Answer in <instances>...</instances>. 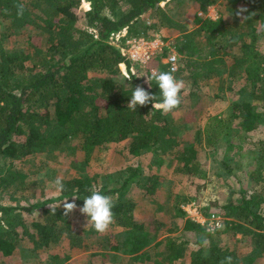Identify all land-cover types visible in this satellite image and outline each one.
<instances>
[{
	"label": "trees",
	"instance_id": "obj_1",
	"mask_svg": "<svg viewBox=\"0 0 264 264\" xmlns=\"http://www.w3.org/2000/svg\"><path fill=\"white\" fill-rule=\"evenodd\" d=\"M87 1L89 10L82 7L83 0H0V14L10 21L0 32V212L6 222H0V264H6L21 247L47 249L59 225L70 230L73 212L65 217L62 202L74 200L79 210L93 186L111 196L114 203V222L105 232V247L109 243L110 249L119 250V233L130 232L136 237L128 252L138 253L150 239L163 236L154 246L164 245L167 252L165 257L159 252L150 256L152 264H174L186 252L172 234L173 225L160 220L159 214L170 215L171 220L177 216L185 219L181 204L189 196L179 189L172 205L157 203L160 189L164 190L157 170L165 167L179 173L175 176L181 180L188 175L199 192L190 197L203 195L198 183L205 184L208 172L200 153L212 141L221 143V148L216 146L221 163L232 173V151L243 149L241 143L247 140L254 146L248 149L247 175L257 188L252 192L238 178L241 187L233 193L239 197L232 195L224 203L209 200L203 212L230 218V229L236 223L249 226L251 242L245 260L254 264L258 256H264V139L258 138L264 129V0H192L197 5L193 6L192 29L182 14L170 8L174 3L185 5L186 0ZM18 3L25 6L22 17L17 15ZM212 5L222 8L217 18L199 15L198 11L206 13ZM240 8L247 9L242 17L236 15ZM149 11L153 14L147 18ZM125 28L127 36L118 44L113 42L112 34ZM157 32L164 40L177 35L170 39L179 54V69L173 75L185 84L180 107L169 113L154 110L151 103L135 110L128 107L136 85L157 96L160 89L155 81L151 86L146 83L150 68L138 66L134 73L130 71L133 63L122 47L131 36L152 38ZM24 33L27 41L11 39ZM167 51L153 64L158 71H170L161 62ZM122 63L129 77L124 75ZM217 99L222 102L220 110L213 109ZM199 103L202 116L197 118ZM191 122L192 139L185 141ZM65 149L82 152V172L62 177L63 192L54 191L45 201L24 205L19 197L28 199L24 193L28 191L26 175L15 169V163ZM147 153L152 155L153 165L148 170L134 162ZM130 158L133 160L126 165H119ZM103 160L105 166H113L114 182L104 183L83 172ZM36 164L34 161L31 166ZM143 213L152 217L141 219ZM184 224L209 238L207 252L189 254L188 264L241 261L235 245L222 240V230L205 232L189 218ZM149 255V250H144L134 259Z\"/></svg>",
	"mask_w": 264,
	"mask_h": 264
},
{
	"label": "rangeland",
	"instance_id": "obj_2",
	"mask_svg": "<svg viewBox=\"0 0 264 264\" xmlns=\"http://www.w3.org/2000/svg\"><path fill=\"white\" fill-rule=\"evenodd\" d=\"M185 2V5L174 3L170 8L176 12V14H182L185 17V23L188 25V28L192 29L194 27L191 20L193 6H196L197 8V5L196 3L194 4L192 0H186L184 3ZM161 5L165 6V2H162ZM82 7L85 10H89V2L87 0H83ZM220 8L221 7L219 6L212 5L208 7V12L205 13L201 10L198 12L199 15L203 17L210 16L211 18H217L220 15ZM152 14V11H149L145 16L150 18ZM153 17L155 18L154 15ZM9 24L10 21L3 18L0 14V32L4 31L5 27ZM15 36L16 35L11 37V39H17V41L23 39L25 41L28 40L26 33L16 37ZM157 36H161L163 38V34L160 32H157ZM176 37L177 35L173 34L170 39ZM170 39L165 41L169 42L173 47ZM16 44L19 45V42H16ZM166 49L169 51L168 47ZM228 97L229 99L232 98L230 93L228 94ZM223 105L225 106V104ZM221 107L222 102L217 99L213 109L220 110ZM195 116L197 118L202 116V103L197 104ZM189 124L187 133L183 137V140L185 141H190L194 132V124H192V122ZM201 124L204 125L205 121L201 120ZM258 138L264 139V129ZM234 142H237L236 139ZM241 144L244 148L241 150L234 149V151H232V158L230 157V166L233 169L232 173L228 172V168L221 163L220 150L216 149L217 145L221 148V143L216 144L215 141H212L211 144L206 147V151L200 153L199 159L202 162L203 168L208 172V178L205 180L204 184L205 187L203 185L204 181L198 183V190L201 191V193L204 192L203 195L200 194L190 197L191 193L194 194L199 192L196 190L194 183L188 179L189 176H180L181 178L185 177V179L181 180L175 176V174L179 175V173L171 172L166 170L165 167H161V169L157 171L161 175L164 190L160 189L161 192L158 193L156 197L157 203H168L169 205H172L174 203L173 198H175L177 195L176 193L181 190L184 195L189 196L187 202L181 204L182 209L186 212L185 219L189 218L195 223H198L205 232H213L207 229L209 221H207L205 225L201 224L197 220L191 218L193 214H190L186 208L193 211L191 213H194L195 211L198 215H202L203 218L209 219L211 215H205L203 212L205 207L208 206L209 200H219L221 203H224L232 195H234L233 197L235 198L239 197V193L233 192H236L241 187L240 180L242 181V184H244L245 187L249 188L252 192L255 188H257V184L254 179L247 175L248 168L246 167L247 162L250 161L251 158V155H248V149H251L252 147L254 148V146H252V142H248V140L246 142H242ZM241 154H243V156ZM82 156L81 151L74 154L70 149H65L54 154L42 153L34 157L31 156L27 158L29 160L32 159L31 162H16L14 167L23 175H26L25 178L28 186V191L26 189L24 191V193H28L27 201H24L21 197H19L21 193L17 194L21 202H23L24 205H27L29 203L42 202L51 197L55 191L52 184L56 177H71L76 173L82 172L79 166ZM228 159L229 158H227V160ZM132 160L133 158L128 160L126 159L122 163H119V165H126ZM34 161L37 164L31 166V163ZM137 161L146 166L145 168L147 170L149 167H153V165H151L152 155L150 153L142 154L139 157H136V161L134 162L136 163ZM112 168V165L105 166V162L103 160L95 162L91 166L89 165L83 172L96 175V177L102 179L104 183L105 181L114 182L116 179V173L112 170ZM238 178L240 180H238ZM172 182H174V184H172ZM190 187H192V189ZM202 187L204 188L202 189ZM133 195L136 197L137 195L139 196L138 193H133ZM192 203H194V205H192ZM76 204L78 205V203ZM196 206L198 207L197 210H195ZM78 213L79 210L76 209L73 211L74 215L72 214L70 217V222L72 224L70 230L66 229L63 225L58 226L56 229L57 231L52 238L51 244L47 249L37 251L36 249L28 248L29 246L21 247L17 254L6 260V264H55L57 261L59 264H152V258L150 256L155 255L156 252H159L161 257H165L167 252L166 247H164V245H161L160 247L154 246L155 242L160 240L163 236H158L157 240L150 239L149 243L144 246V249L138 253L128 252L130 249L134 248L132 243L135 241L136 237L130 232L119 233V239L122 241L119 250L116 251L110 249L111 244L109 243H107L105 247V233H95V230L91 225L86 228L85 225L87 223V217L83 214L78 215ZM216 215L221 220V226L215 229V231L222 230V240L225 243L231 242L230 245L232 247L235 245V248L239 251V257L241 258V261L237 262V264H247L245 255L250 249L249 247L251 242L249 226L243 223H236L234 228L230 229L232 225L229 221H231V219L226 218L221 214ZM149 217L152 216L144 215V213L140 216L141 219H147ZM169 218L170 215L159 214L160 220H167L170 225H173L171 226L174 228L172 234L178 239L179 243L183 244V250L186 252L185 255L174 262V264H188V255L197 250L201 251L203 254L207 252L209 238L206 237V234L203 231L197 228L186 229L184 227V218L178 216L174 217L172 220ZM0 222L6 225L5 217L1 212ZM155 225L156 223L154 222L152 231L155 230ZM165 229H162V235L165 234ZM106 232L108 233L109 229ZM76 236H79L82 239L77 241V239L75 240ZM129 240H131V242L127 244ZM87 246L88 248H85ZM144 250H149L150 255L148 257L142 256V259L135 260L134 258L136 255L143 253ZM254 264H264V256H258L254 261Z\"/></svg>",
	"mask_w": 264,
	"mask_h": 264
},
{
	"label": "clouds",
	"instance_id": "obj_3",
	"mask_svg": "<svg viewBox=\"0 0 264 264\" xmlns=\"http://www.w3.org/2000/svg\"><path fill=\"white\" fill-rule=\"evenodd\" d=\"M16 7L17 15L22 17L25 9L24 4L18 3ZM245 12H247L246 8H240L237 10L236 15L242 17ZM173 71L153 70L150 76H147L146 83L151 86L152 81H155L159 86L160 95H153L143 85H136L131 93L128 107L135 110L137 106H146L151 103L154 110H159L163 113H169L179 108L182 102L181 93L185 84L183 80H178L173 75ZM52 186L56 192L65 190L61 177H56ZM62 205L65 217H68L69 214L78 208L74 200L73 202H68V199H65ZM49 206L51 211L55 213L56 210L51 205ZM113 207L114 203L111 196L103 194L93 186L90 189V195L83 199V205L79 207L80 213L87 217L85 227L87 228L91 225L96 232L105 233L114 222ZM228 259L230 260L231 258Z\"/></svg>",
	"mask_w": 264,
	"mask_h": 264
},
{
	"label": "built area",
	"instance_id": "obj_4",
	"mask_svg": "<svg viewBox=\"0 0 264 264\" xmlns=\"http://www.w3.org/2000/svg\"><path fill=\"white\" fill-rule=\"evenodd\" d=\"M127 34L128 29L125 28L120 32L113 33L111 36V40L118 44L123 37L127 36ZM167 47L169 48V51H167L166 56L161 59V62L167 64L169 66V70H174L173 74H175L179 69V54L174 49V47H172L169 42H166L161 36L155 35L152 38H147L143 35L131 36L126 40V45L122 47V51L133 63V65L130 67L131 72L134 73L136 67L138 66H146L150 68L152 72L153 70L158 71V68L153 64L159 61L158 56L162 54ZM121 68L124 75L126 77H129L130 73L124 63L121 64ZM192 205H194V203H192ZM197 209L198 207L196 206L195 210ZM186 210L190 214H193L191 218L197 220L203 225H205V223L209 221V223L207 224V229L210 231H214L221 226V220L219 217H217L216 213H212L210 218L206 219L203 218L202 215H198L197 212L195 213V211L194 213H191L193 211L188 210L187 208Z\"/></svg>",
	"mask_w": 264,
	"mask_h": 264
}]
</instances>
